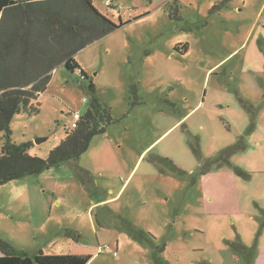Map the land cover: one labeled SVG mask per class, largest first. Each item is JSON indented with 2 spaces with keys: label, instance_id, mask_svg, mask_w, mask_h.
<instances>
[{
  "label": "rangeland",
  "instance_id": "rangeland-1",
  "mask_svg": "<svg viewBox=\"0 0 264 264\" xmlns=\"http://www.w3.org/2000/svg\"><path fill=\"white\" fill-rule=\"evenodd\" d=\"M219 1L92 0L125 22L75 54L114 118L78 159L93 183L63 162L1 184L2 239L87 264H244L240 241L264 264V0ZM38 100L11 138L45 156L88 107L87 80L58 65Z\"/></svg>",
  "mask_w": 264,
  "mask_h": 264
},
{
  "label": "trees",
  "instance_id": "trees-1",
  "mask_svg": "<svg viewBox=\"0 0 264 264\" xmlns=\"http://www.w3.org/2000/svg\"><path fill=\"white\" fill-rule=\"evenodd\" d=\"M19 1L0 0V185L63 162L74 163L75 172L84 184L93 183V176L78 164V159L92 138L104 132L114 118L75 54L125 22L121 18L117 22L112 20L92 0ZM227 1L221 0L214 7L219 8ZM180 48L186 52L188 44ZM58 65L77 70L87 80L88 107L80 113L74 127H64L61 141L45 156L31 154V141L18 143L11 138V121L21 112L28 116L39 112V95L47 89ZM239 142L228 146L225 152L238 149ZM174 168L178 169L175 165ZM235 170L242 173L238 168ZM130 230L138 239L152 236L134 225ZM230 248L244 264H253L254 246L232 241ZM91 257L90 254H48L41 249L29 254L0 237V264H87Z\"/></svg>",
  "mask_w": 264,
  "mask_h": 264
},
{
  "label": "crops",
  "instance_id": "crops-1",
  "mask_svg": "<svg viewBox=\"0 0 264 264\" xmlns=\"http://www.w3.org/2000/svg\"><path fill=\"white\" fill-rule=\"evenodd\" d=\"M19 0H17V2H18ZM20 3H22V0H20L19 1ZM108 5V4H107ZM262 8V7H261ZM1 14V13H0ZM260 25H262L263 27H264V24H260ZM255 28H257V23L256 22H254L253 23V25H252V27H251V30H252V33L255 31ZM111 191V188L110 189H108L107 191H106V194H108L109 192ZM119 191H120V189L116 192V194H114V195H112V196H106L103 200H102V202L103 201H108L109 203H111V202H113L114 200V198L117 196V194L119 193ZM111 200H113V201H111ZM10 243V242H9Z\"/></svg>",
  "mask_w": 264,
  "mask_h": 264
},
{
  "label": "built area",
  "instance_id": "built-area-1",
  "mask_svg": "<svg viewBox=\"0 0 264 264\" xmlns=\"http://www.w3.org/2000/svg\"><path fill=\"white\" fill-rule=\"evenodd\" d=\"M107 4L109 5L110 2H107ZM83 100H85V98H83ZM72 115H73V119L74 120H73L71 126L74 127L76 125L77 120L80 117V112L77 111V110H75V111L72 112ZM104 249H109V246L107 244H104V245L99 246V251H102Z\"/></svg>",
  "mask_w": 264,
  "mask_h": 264
},
{
  "label": "water",
  "instance_id": "water-1",
  "mask_svg": "<svg viewBox=\"0 0 264 264\" xmlns=\"http://www.w3.org/2000/svg\"><path fill=\"white\" fill-rule=\"evenodd\" d=\"M45 139V137H38V138H36V140H35V142H40V141H42V140H44Z\"/></svg>",
  "mask_w": 264,
  "mask_h": 264
}]
</instances>
